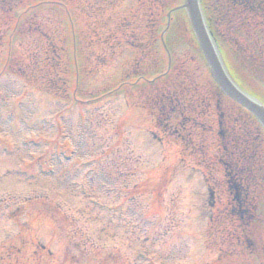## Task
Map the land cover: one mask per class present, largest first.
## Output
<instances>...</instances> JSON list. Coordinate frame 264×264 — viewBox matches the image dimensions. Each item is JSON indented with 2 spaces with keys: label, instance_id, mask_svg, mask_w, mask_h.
<instances>
[{
  "label": "rangeland",
  "instance_id": "rangeland-1",
  "mask_svg": "<svg viewBox=\"0 0 264 264\" xmlns=\"http://www.w3.org/2000/svg\"><path fill=\"white\" fill-rule=\"evenodd\" d=\"M136 3L137 0H123L114 9L115 14L142 12ZM54 7L36 9L39 19L35 21L49 28L55 25V29L68 37L70 24L68 27L66 16L59 12L61 9ZM22 10L23 6L19 12ZM72 11L69 9L72 26L82 30L79 11ZM208 17L221 51L229 65H233L240 84L264 103V71L260 75L248 72L244 76L236 65L233 55L236 45L230 43V37L235 38L238 31L233 15H228L221 5L210 10ZM175 18L176 26L168 44L173 80L180 83L189 75L200 86L209 88L212 79L209 67L189 42L191 35L185 12ZM33 24L19 23L13 33L11 26L5 31L0 29V64L7 62V68L0 71V264H55L49 259L50 250L55 261L67 264H73L71 256L74 264H141V256L146 252L147 264H200L205 263L200 259L206 255H211L213 260L218 249L226 245L222 233H215L213 228L225 198L221 171L213 164L210 168L198 165L191 157L182 159L178 165L177 147L172 138L154 128L153 118L140 105H150L154 100L155 92L150 84L137 81L136 85L122 87L123 93L119 87L112 89L119 86V77L132 61L131 52L125 49L99 70L91 67L93 62L86 48L76 51L74 63L78 70L98 71L95 76L78 71L77 81L69 74L65 83L76 86L79 94L72 96L68 89L69 98L63 99L47 92L40 80L32 83L21 77L28 73L35 79L41 69L42 43L35 35ZM61 57L66 64L71 53L66 50ZM165 58L169 61L168 56ZM28 60L30 67L18 68V64L21 66ZM101 90L107 94L95 101H83L94 98L89 91L97 94ZM215 132L213 129L211 134ZM72 147L75 153L70 163L59 166L50 161L55 172L52 176L40 173V165L45 169L50 163L29 164L32 161L29 157H37L42 151H49L41 155L44 159L54 158L51 150L66 149L69 154ZM91 151L97 158L95 161L91 158L90 162L85 155L93 154ZM208 153L214 155V148L210 147ZM18 170L35 172V179H25L26 174ZM131 170H135L131 182L137 183L128 194L129 182L123 172ZM121 171V176L115 178ZM143 174L149 178L145 180L146 187L141 182ZM205 177L211 178L209 190L204 185ZM113 180L120 192V206L111 189ZM158 182L163 183L165 190L157 186ZM210 192L214 194L212 208ZM87 195L110 207L91 210ZM52 205L59 207V212L50 211L48 207ZM60 212L64 216L68 213L70 231L60 228L65 222ZM98 226L105 228L104 232ZM259 231L261 242L257 248L264 260V226ZM234 260L250 264L253 257L244 254Z\"/></svg>",
  "mask_w": 264,
  "mask_h": 264
},
{
  "label": "water",
  "instance_id": "water-1",
  "mask_svg": "<svg viewBox=\"0 0 264 264\" xmlns=\"http://www.w3.org/2000/svg\"><path fill=\"white\" fill-rule=\"evenodd\" d=\"M184 7L188 10V16L191 20V25L194 28L203 55L206 56L214 80L218 85H220L225 94L231 96L235 101H238L245 108L247 107L252 113L256 115V117L264 126L263 109L258 104L253 103L247 96L242 94L230 82L227 75L224 74L222 66L219 64L213 46H211L209 36H207L206 29L203 25V20L200 16V10L198 7V0H185Z\"/></svg>",
  "mask_w": 264,
  "mask_h": 264
},
{
  "label": "trees",
  "instance_id": "trees-1",
  "mask_svg": "<svg viewBox=\"0 0 264 264\" xmlns=\"http://www.w3.org/2000/svg\"><path fill=\"white\" fill-rule=\"evenodd\" d=\"M250 205V204H249ZM251 206V205H250ZM245 209H248V206H246V204H242L241 206V210H245Z\"/></svg>",
  "mask_w": 264,
  "mask_h": 264
}]
</instances>
